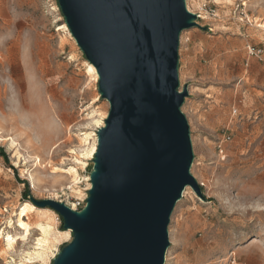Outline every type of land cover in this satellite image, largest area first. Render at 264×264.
Returning <instances> with one entry per match:
<instances>
[{
    "label": "rangeland",
    "instance_id": "374dc122",
    "mask_svg": "<svg viewBox=\"0 0 264 264\" xmlns=\"http://www.w3.org/2000/svg\"><path fill=\"white\" fill-rule=\"evenodd\" d=\"M187 4L205 27L182 31L178 49L205 200L189 187L176 203L164 264H264V0ZM108 110L57 0H0V264H52L71 241L30 198L85 204L87 152Z\"/></svg>",
    "mask_w": 264,
    "mask_h": 264
},
{
    "label": "water",
    "instance_id": "95a60500",
    "mask_svg": "<svg viewBox=\"0 0 264 264\" xmlns=\"http://www.w3.org/2000/svg\"><path fill=\"white\" fill-rule=\"evenodd\" d=\"M109 105L96 132L85 204L35 200L62 219L72 239L52 264H164L168 224L191 173L190 127L181 107V32L205 29L186 0H57Z\"/></svg>",
    "mask_w": 264,
    "mask_h": 264
},
{
    "label": "bare ground",
    "instance_id": "6f19581e",
    "mask_svg": "<svg viewBox=\"0 0 264 264\" xmlns=\"http://www.w3.org/2000/svg\"><path fill=\"white\" fill-rule=\"evenodd\" d=\"M187 8L189 9L188 4H187ZM26 64H27L28 67H29L28 62H27ZM93 72H94V76H95V78L97 79V74H96V71H95L94 67H93ZM37 96H39V95H36V97H37ZM36 102H38V101H36ZM0 134H1V132H0ZM3 137H4V136L0 137V139H2ZM12 141H13V140H12ZM95 149H96V142L94 141V143L92 144L91 148H90L89 151L87 152V155H88L89 158H91V157L93 156ZM81 161H82V160H81ZM78 162H79V161H78ZM188 188H189V187H186L183 193H186V190H187ZM28 207H30V205H29L28 203H25V204L23 205V207L19 210V212H18V216L27 214V212H28ZM37 210H38V209H37ZM51 213H53V212H51ZM42 214H43V213H42ZM39 216H40V215H39ZM41 216H42V215H41ZM53 219H54V218H53V216H52L51 214H47V215H46V224H47V227L44 226L43 223H41V222L38 223V224L36 223V224L38 225V227L40 228V230H41L43 233H46V232H47L48 225L50 224V222H51ZM17 221L19 222V224L23 225V227H24V233L27 234V233L29 232V227H30V226H29L28 224L23 223L19 217H18ZM39 221H40V220H39ZM10 237H11V236H10ZM9 240H10V239H9ZM9 240H8V241H9ZM14 240H15V239H14ZM14 242H15V241H13V243H14ZM34 254H35L37 257H39V258L42 257L43 254H44V246L41 245V247H40L38 250H34ZM42 259H43V257H42Z\"/></svg>",
    "mask_w": 264,
    "mask_h": 264
},
{
    "label": "built area",
    "instance_id": "2783aa9c",
    "mask_svg": "<svg viewBox=\"0 0 264 264\" xmlns=\"http://www.w3.org/2000/svg\"><path fill=\"white\" fill-rule=\"evenodd\" d=\"M197 15H198V18H199L200 15H199V14H197ZM249 54H250V55H255V54H258V51L255 52V51H253V49H250ZM226 139H228V137H226ZM83 205H84V203L81 204L80 202H77L73 208H74L75 210H78V209L82 208Z\"/></svg>",
    "mask_w": 264,
    "mask_h": 264
}]
</instances>
